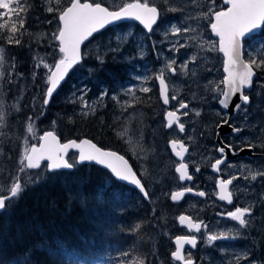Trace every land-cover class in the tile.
Here are the masks:
<instances>
[{
  "label": "rangeland",
  "instance_id": "374dc122",
  "mask_svg": "<svg viewBox=\"0 0 264 264\" xmlns=\"http://www.w3.org/2000/svg\"><path fill=\"white\" fill-rule=\"evenodd\" d=\"M28 1L18 0L21 7ZM42 1L44 4L41 12L30 17V21L26 11L20 12L25 21L24 26L32 27L33 22L29 25L26 22L33 20L36 24L34 30L19 27L24 29L20 33L24 39L20 47L6 45L10 34L14 35L11 32L12 25L19 26V20L14 14L5 13L0 17V25H3L0 27V48L4 50L3 65L0 66V72L3 73L0 76V109L4 112V119L0 121V194L8 195L16 178L20 179L23 190L48 180L47 164L34 171L26 168L24 172L20 171L23 166L21 161L26 164L25 149L38 143L44 131L55 130L64 139L81 138L77 132L91 131L93 122L99 123L102 129L107 127V130L113 132L117 146L128 147L133 152L131 160H137V167L148 185L149 200H152L150 206L155 211L152 217L156 218L158 225V235L153 243L154 252L161 264H178L170 255L175 250L173 239L177 235H190L189 230L178 222V217L183 213L190 214L196 221H203V224L206 222L207 226L201 229L199 235L192 233L199 238L198 248H188L186 259L192 258L196 264H252L253 261L264 264V175H261L264 173V158H252V165L231 162L224 169L229 178L238 177L235 180L237 191L245 194L241 199L245 202L244 207L252 209V214L245 216L248 222L246 226L241 227L228 217L227 213L235 208L229 209L222 205L216 199L217 188L209 186L211 180L216 181L210 170L218 146H212L211 142L219 132L217 125L227 118V113L219 107L218 99H213L218 95L213 90L217 86L221 89L225 87L221 83L225 73L224 56L218 51L219 39L210 28L214 20L212 13L227 8L224 0H147L161 11L160 22L154 30L149 33L136 23L128 22L125 26H115L98 34L85 46L83 62L70 75L65 90L46 107L43 99L47 75L50 73L43 65H52L54 60L61 58L60 54L52 56L54 49L58 53L59 48V42L53 40V34H58L61 27L59 16L71 0ZM88 1L115 9L134 0ZM12 6L16 7V4ZM171 25L180 27L181 32L173 35ZM186 27L189 28L188 32L183 31ZM1 39L6 43H2ZM255 39L264 41V32L259 33ZM182 44L184 47H181ZM172 45H175V50L170 52L168 49ZM256 47L251 40L245 45V59L249 61L255 58L259 64L264 60V52L257 51ZM13 51L22 56L19 58V67L24 71L16 72L14 85H11V81L5 82V79L12 66L10 52ZM108 58L113 62H107ZM172 60L176 61L173 64L176 75H170L166 68ZM186 61L187 67L183 68ZM109 63L116 67L106 66ZM161 69H164L171 99L176 96L173 104L179 106V102L183 101L189 105L187 116L183 115L185 110L182 111L180 123L185 125L182 133L177 127H166L167 110L163 106L160 107V117L151 114L159 111V107L153 101L155 96L151 92L152 85L143 78L150 77V70L160 74ZM254 69L258 78L254 79L251 92L246 93L251 96L252 105L243 108L244 112L234 124L244 127V134L238 139L252 142L254 147L261 150L259 153H264V87H261L264 85V64ZM117 72H121L122 76ZM155 84L157 86V81ZM129 86L134 87V94L127 92ZM142 87H149L151 91L143 93L140 91ZM82 88L89 90L83 100L80 99ZM102 91L108 95L101 100ZM113 95L116 99H113ZM156 97L159 99V96ZM85 101L87 107L84 106ZM29 127L32 128L31 132L28 131ZM90 133L93 135L91 137L95 136L107 147L113 142L96 134L94 130ZM172 138L184 140L191 146L187 161L199 184L202 176L206 179L205 186H202L210 195L208 200L190 197L180 204L171 201V193L181 190L180 185L184 184L175 172L179 162L169 148ZM70 160L76 164V156ZM196 168L200 171L197 172ZM253 173L257 174L255 181L251 179ZM241 175L245 179H239ZM111 183V178H108L106 184ZM251 185L252 205L247 203L249 194L245 192ZM208 212L210 214L206 217ZM221 232H228L233 238L219 239L209 245V233L219 235ZM255 250L260 253L258 257L262 261L255 257ZM69 261L75 264L73 259ZM78 263L85 264L83 260L76 261ZM91 264L112 263L104 255Z\"/></svg>",
  "mask_w": 264,
  "mask_h": 264
},
{
  "label": "snow or ice",
  "instance_id": "6c2138e0",
  "mask_svg": "<svg viewBox=\"0 0 264 264\" xmlns=\"http://www.w3.org/2000/svg\"><path fill=\"white\" fill-rule=\"evenodd\" d=\"M14 3L16 7L12 6ZM224 5H229L227 10L215 11L212 13L214 20L210 24L211 32L214 36L219 38L218 51L224 56L223 70L226 73L224 79L221 81L225 87L221 89L217 86L213 91L218 95L214 96L213 99H218L219 106L226 110L230 107L232 99L238 94L239 102L231 105V107L234 113H240L242 109L250 103V97L244 94V90L246 88L250 89L252 86L253 78L256 75L254 68H259L261 64H264V60H261L258 64L255 58L249 61L242 59L243 42L245 40L253 41L257 46L256 50L264 52V41L255 39L258 33L264 29V0H224ZM17 8H20L19 12ZM23 11L24 9L20 6L18 0H0V17H3L5 13L14 14L16 19L19 20L20 28H23L25 23L24 19L20 16V12ZM49 11H51V9H49ZM159 18L160 12L157 6L150 5L147 0H145L144 3H141L140 0L126 3L119 11H109V9L102 6L101 3H81L80 0H71L70 7L66 8L59 16V22L62 26L58 29V34H53V40L59 42V48L58 53L54 49L52 56L55 57L57 54H60L61 58L54 60L52 65H43L50 73L47 75V88L43 99V105L46 107L50 103L55 91L64 81L69 71L72 70L74 66L79 65L84 59L81 53V45L90 37H93L95 33L110 24L122 20L138 21L149 33H151L154 26L158 24ZM0 27H3V25H0ZM17 31L16 25L13 24L11 32L16 33ZM183 31L188 32L189 28L186 27ZM171 32L173 35L179 34L181 28L171 25ZM8 43L19 45L21 41L19 39H13V37L10 36L8 38ZM181 47H184V45L182 44ZM174 50L175 45H172L168 49L170 52ZM3 51L4 50L0 48V66L3 65ZM249 54H252L251 49L249 50ZM193 60H195V57H193ZM102 62L103 61H101V63ZM175 63L176 61L172 60L166 65L170 75H176V68L173 67ZM182 67H187V61ZM0 76H3L2 72H0ZM137 79L140 80L141 78L137 77ZM148 79H151V77L146 76L143 78V80ZM155 79L159 83V91L163 103L168 105V86L165 82L164 69L160 70V74L156 76ZM143 80H141V82H143ZM261 87H264V85ZM87 91L89 90L86 88L80 90L81 100H83ZM140 91L149 93L151 89L149 87H142ZM127 92L134 94V87L129 86ZM107 95L108 93L106 91H102L100 99L102 100ZM113 99H116L115 95H113ZM172 100L175 101L176 96H172ZM84 106L87 107L86 101ZM188 107L189 105L187 103L180 101L179 107L175 111L166 112V127L172 128L173 125L176 124L179 132H184L185 125L179 123L180 117L177 113L181 110H185L183 115L187 116ZM196 114L199 115V112ZM3 119L4 112L0 109V121H3ZM225 124H229L228 119L222 120L221 124L217 125V127H222ZM230 127L233 134H239L244 131L243 126L235 127L230 125ZM28 131L31 132L32 128L29 127ZM39 140V147L34 143L31 145L30 149H25L24 160H26L27 163L24 164L23 160L21 161L23 165L20 169L21 172H24L25 168L39 169L42 162L45 161L47 162L48 171L72 169L74 164L70 163L68 159H66V156L70 149H76L78 152V160L76 162H97L104 165L116 179L131 183L139 189L145 198H148L149 194L145 190L141 179L137 177V174L133 171L132 166L124 156L97 147L90 139H81L79 142L73 139L66 143H60L59 138L52 131L45 132L43 136L39 137ZM25 143H27V141H25ZM244 143L247 144L249 150L254 147V145L247 140H245ZM170 145L175 156L182 160L185 152H187L185 145L178 140L170 141ZM177 146H179V150H177ZM226 147L233 155L236 154V150L232 148L231 144L226 145ZM217 151L221 154V158L216 159L215 162L211 164V169L219 174L220 166L227 163V154L225 153V147H220ZM239 151H244V149L240 148ZM196 171L199 172L200 169L196 168ZM175 172L178 174V179L181 182L191 181L193 179L188 172V165L183 162L176 165ZM261 175H264V173H261ZM236 179H238L237 176H232L229 179H218L216 181V187L219 189L217 192L219 200L226 201L229 204L232 203L233 193L229 191V185H232ZM251 179L255 181L257 179V174H251ZM22 191L23 185L20 179L16 178L8 190V195L0 194V211L5 210L7 206L6 202L12 201L13 198L18 197ZM187 193H193L200 197L206 196L204 191L194 193L193 189L189 187L179 191H173L170 199L172 202H179ZM251 214L252 209L249 207H236L234 211L227 213L228 217L238 222L241 227L247 225L248 222L245 216ZM178 221L180 226H186L189 231H194L196 233H199L202 228L207 227L202 221L195 222L192 220L191 216L183 214L178 217ZM232 238L233 237L230 236L228 232H221L219 235L209 233L207 242L209 245H212L213 242L219 239ZM197 243L196 235L176 236V249L171 252V258L173 261L182 262V264H196L195 260L192 258L185 259L183 249L185 245H189L194 249ZM123 255L127 256L128 253H123ZM246 258L247 256H245V259ZM121 264H123V261H121ZM138 264H144V261L140 260ZM252 264H257V262L253 261Z\"/></svg>",
  "mask_w": 264,
  "mask_h": 264
},
{
  "label": "trees",
  "instance_id": "16d2710c",
  "mask_svg": "<svg viewBox=\"0 0 264 264\" xmlns=\"http://www.w3.org/2000/svg\"><path fill=\"white\" fill-rule=\"evenodd\" d=\"M43 4L42 0L23 4L29 21L41 12ZM32 22V27L24 28L34 30V20L26 24ZM16 27L18 31L10 36L21 43L11 45L20 47L24 29ZM249 41L245 40V45ZM6 45L10 46L8 41ZM20 57L19 52H10L12 66L5 82L10 80L11 85L16 72L24 71L19 67ZM107 62L111 60L108 58ZM111 63L106 66L115 68ZM94 123L91 131L77 132L78 136L91 137L94 130L111 142L116 140L107 127L102 129ZM92 138L107 147L95 136ZM47 174L48 180L24 189L0 212V264H72L69 259L75 264L79 260L91 264L104 255L112 264H138L140 260L144 264H161L154 252L158 225L152 217L155 211L151 209V199L146 200L136 189L117 181L97 165L76 164L72 170ZM108 178L112 180L110 185L106 184ZM259 254L255 250V257L261 260Z\"/></svg>",
  "mask_w": 264,
  "mask_h": 264
},
{
  "label": "flooded vegetation",
  "instance_id": "af4514ba",
  "mask_svg": "<svg viewBox=\"0 0 264 264\" xmlns=\"http://www.w3.org/2000/svg\"><path fill=\"white\" fill-rule=\"evenodd\" d=\"M122 26H125L124 24L122 25ZM117 74H119V76H122V73L121 72H117ZM149 75H150V77H151V81L150 80H148L147 81V83H149V84H151L152 85V93L154 94V96H155V99L153 100V101H155L156 103H157V105L159 106V111L157 110V111H154V112H151V114H153V113H155V117H160V106L162 105L161 103H162V101H161V98H160V92H159V89H158V85L156 86V84H155V81H157L156 79H155V77L156 76H158L159 74L158 73H155L153 70H150V73H149ZM164 76H165V74H164ZM123 78H125V76H123ZM165 79H166V81H167V78H166V76H165ZM67 85V82L64 84V87L62 88V90L61 91H63V90H65V88L67 87L66 86ZM156 92V93H155ZM156 96H159V99H157V97ZM251 105H252V101H251V103H250ZM163 106V105H162ZM170 107L173 109V110H176L179 106H175L174 104H173V100L170 98ZM132 108H135V107H132ZM166 107H164V110H167V109H165ZM244 112V109H242V111L240 112V113H238L235 117H233V119H232V121H231V125L232 126H235V127H240V125L241 124H234V122H235V120H237L239 117H240V115H242L241 113H243ZM181 114H180V119L182 118V112H180ZM227 119V118H226ZM221 124V123H220ZM153 126H154V124H153ZM174 127H177L175 124L173 125V127L172 128H168V129H173ZM178 128V127H177ZM217 131H218V127H217ZM244 134V131H242L241 133H239V134H237V135H234V134H229V135H227V136H223L222 137V140H223V142L226 144V145H228V144H231L232 145V148L233 149H235L236 150V154H240L241 152H242V155L240 156V157H237V158H234V159H229L228 161H227V163L226 164H222L221 166H220V173L219 174H217L216 172H214L212 169L210 170L212 173V175L216 178V181L218 180V179H229V177L228 176H226V173L224 172V169H225V167L227 166V165H229V163H231V162H239L240 164L241 163H249V164H251L252 165V158H258V157H252V148H251V150H249V148L247 147V144L246 143H244V142H242L240 139H238V138H240L241 137V135H243ZM215 136H216V138H215ZM215 136H214V139H212V142H211V145L212 146H216V145H218V143L216 142V139H217V133L215 134ZM114 138H116L115 137V135H114ZM119 140H121L120 138H118ZM233 139H237V140H233ZM171 140H175L174 138H172ZM170 140V141H171ZM179 140H181V139H179ZM184 141V140H183ZM185 142V141H184ZM186 143V142H185ZM252 143V142H251ZM115 144V145H114ZM187 144V143H186ZM110 146H108L109 148H113V149H115V150H117V151H119V152H121L124 156H126L130 161H131V163H132V165H133V167H134V169H135V171L138 173V175L141 177V179L143 180V178H142V176H143V174H142V172H141V170L137 167V163H136V159H134V160H131V154L133 153L128 147H121V146H117L116 145V143H112V144H109ZM112 145V146H111ZM105 147V146H104ZM220 146L218 145L217 146V148H216V152H217V154H216V157H215V160L216 159H220L221 158V154L217 151V149L219 148ZM169 148H170V145H169ZM240 148H243L244 149V151H239V149ZM255 148V151L256 152H258V149L256 148V147H254ZM170 150H171V148H170ZM172 151V150H171ZM190 152H191V146H190ZM190 152H189V154H190ZM173 153V152H172ZM259 153V152H258ZM189 154H188V156H189ZM259 154H264V153H259ZM173 155H174V153H173ZM174 157H175V155H174ZM176 158V157H175ZM259 158H264V157H261V156H259ZM177 159V158H176ZM188 159V158H187ZM215 162V161H214ZM213 162V163H214ZM190 167V166H189ZM138 168V169H137ZM190 170H191V173H192V175H193V180L192 181H188V182H183L184 184L182 185H180V189L182 188H192V189H195V190H197V191H204L205 193H206V196H204V197H200V196H198V195H192V194H190V195H188V196H186L185 198H184V200L183 201H181V202H179V203H175V204H180V203H184L188 198H190V197H192V198H196V199H198V198H202L203 200H208V198L210 197V195L208 194V192L207 191H205V190H203V186H205V184H204V181L206 180L203 176V178L201 177V181H199L201 184H199L198 182H197V180H196V175L192 172V169H191V167H190ZM239 179H245V176H240L239 177ZM216 181L214 182L213 180H211L210 181V187L211 186H215L216 187ZM143 182H144V180H143ZM145 183V182H144ZM236 184V181H234L233 182V184L232 185H229V189L231 190V192L233 193V200H232V203L231 204H228L227 202H225V201H221V200H219V198H218V196H217V194H216V196H217V200L223 205H226L229 209H232V208H236V207H244V205H245V202H243L241 199H242V197L245 195V194H243L242 192L240 193V192H238L237 191V186L235 185ZM146 185V184H145ZM203 185V186H202ZM147 187H148V185H147ZM217 188V187H216ZM246 191H248V194H249V197H247V199H248V202L247 203H249V204H251L252 205V185L250 186V187H248L246 190H245V192ZM250 191V192H249ZM148 192L150 193V191L148 190ZM217 192H218V188H217ZM139 195L140 196H142L141 195V193L139 192ZM138 195V196H139ZM174 203V202H173ZM209 214H210V212H208L207 213V215H206V217H208L209 216ZM188 215H190V214H188ZM205 217V218H206ZM207 220H208V218H206ZM209 221V220H208ZM206 223V222H205ZM205 223H204V225H205ZM204 229V228H203ZM202 231V230H201ZM201 231L199 232V233H197V235H199L200 233H201ZM190 232V234H192L193 233V231H189Z\"/></svg>",
  "mask_w": 264,
  "mask_h": 264
},
{
  "label": "water",
  "instance_id": "95a60500",
  "mask_svg": "<svg viewBox=\"0 0 264 264\" xmlns=\"http://www.w3.org/2000/svg\"><path fill=\"white\" fill-rule=\"evenodd\" d=\"M80 2L81 3H85V2H88V3H92L91 1H88V0H85V1H82V0H80ZM132 2H134V1H132ZM132 2H129V3H132ZM141 3H144V2H142V1H140ZM150 4V3H149ZM70 5H71V3L66 7V8H68V7H70ZM150 5H154V4H150ZM102 6H104V7H107L108 9H109V11H119V9L121 8V7H123V6H121V7H119V8H115V9H111L110 7H108L107 5H104V4H102ZM156 6V5H155ZM227 7L229 6V5H226ZM65 8V9H66ZM157 8H158V10H159V12H160V15H161V11H160V9H159V7L157 6ZM64 9V10H65ZM224 10H227V8H225ZM123 22H136V23H138L140 26H142L143 27V25H141L138 21H135V20H122V21H119V22H117V23H114V24H110V25H108V26H106L104 29H102V30H100L99 32H97V33H95L94 35H93V37H95L97 34H99L100 32H102L103 30H105V29H107V28H109V27H111V26H114V25H117V24H120V23H123ZM60 25H61V23H60ZM62 26V25H61ZM156 26V25H155ZM154 26V27H155ZM144 28V27H143ZM145 29V28H144ZM214 35V34H213ZM93 37H90L87 41H85L82 45H81V53H82V55H83V48H84V46L93 38ZM216 37V36H215ZM218 38V37H217ZM219 39V38H218ZM244 42H243V49H242V59L243 60H245V61H247L246 59H245V56H244ZM222 54V53H221ZM223 55V54H222ZM82 62V61H81ZM75 67L76 66H74V68L72 69V70H70L69 71V73L67 74V76H66V78L64 79V81L60 84V86L58 87V89L55 91V93L57 92V91H59L60 90V88L62 87V85L64 84V82L67 80V77H68V75L70 74V72H72L74 69H75ZM254 71H255V69H254ZM256 72V71H255ZM225 73V72H224ZM225 75H226V73H225ZM255 77H256V75L254 76V78H253V83H254V79H255ZM165 82H166V84H167V86H168V82L165 80ZM253 83H252V86H253ZM159 84V83H158ZM252 86H251V88H252ZM250 88V89H251ZM250 89H245V90H250ZM245 90H244V92H245ZM169 86H168V96H169ZM54 93V94H55ZM237 102H239V95L237 94V96L236 97H234L233 99H232V101L230 102V107L228 108V109H222L220 106V108L224 111V112H226L227 114L229 113L230 115L231 114H233L234 112L232 111V107H231V105H234L235 103H237ZM250 104V103H249ZM249 104L248 105H246V106H249ZM170 105V103L168 104V105H166V106H169ZM168 111H174V110H168ZM167 111V112H168ZM177 115L179 116V112L177 113ZM180 123V122H179ZM225 125H229V124H225ZM220 129H221V127H220ZM48 131H52V132H54L55 134H56V136L59 138V141H60V143H66L67 141H69V140H73V139H75V140H77V142H79V140H81V139H90V140H92V142L93 143H95L96 145H97V147H100V148H102V149H104V150H106V151H113V152H116V153H118L119 155H122V156H124L123 154H121L120 152H118V151H116V150H112V149H108V148H106V147H104V146H101V144H99L98 142H96L94 139H91V138H88V137H82L81 139H77V138H69V139H66V140H62V138H61V136L55 131V130H52V129H49V130H46V131H44L43 132V134L45 133V132H48ZM230 131H232V129L231 128H229L228 130H226V131H220V132H218L219 134H218V141L220 142V144H219V146L220 147H225V153L227 154V161L229 160V159H231L232 158V152L226 147V144L225 143H223L222 141H220L221 139H220V134L221 133H224V134H226V133H228V132H230ZM43 134L41 135V136H43ZM172 141V140H171ZM182 142V141H181ZM39 143H40V140H39V142L38 143H35L36 145H37V147H39ZM184 145H185V147L187 148V152H185V154H184V157H183V159L181 160V158H178V157H176L177 158V160L179 161V163H181V162H183V163H185V164H187L188 165V163L185 161V159H186V156H187V154H188V152H189V146L188 145H186L184 142H182ZM169 145H170V142H169ZM170 147H171V145H170ZM219 147V148H220ZM31 148V147H30ZM172 149V148H171ZM177 150H179V146H177ZM252 150H253V148H252ZM173 152V151H172ZM72 153H76V158H77V160H78V152H77V150L76 149H70L69 151H68V154H67V156H66V159H68V161L70 162V160H69V157H70V155L72 154ZM174 153V152H173ZM175 155V154H174ZM125 157V159L126 160H128V162H129V164L132 166V169H133V171L137 174V172L135 171V169H134V167H133V165H132V163L130 162V160L126 157V156H124ZM26 163H27V161H26ZM45 163H47L46 161L45 162H42V164H41V167L45 164ZM71 163V162H70ZM79 164H92V165H97V166H99V167H102V168H104V169H106L108 172H110V170L109 169H107L106 168V166H104V165H101V164H99V163H97V162H83V163H79ZM40 167V168H41ZM39 168V169H40ZM74 168V167H73ZM72 168V169H73ZM72 169H59V170H54V171H61V170H72ZM30 170H37V169H30ZM188 172H189V174L193 177V175H192V173H191V171H190V168H189V165H188ZM111 173V172H110ZM112 174V173H111ZM113 175V174H112ZM113 177H114V175H113ZM137 177L139 178V179H141V177L137 174ZM115 178V177H114ZM194 178V177H193ZM116 179V178H115ZM116 180H118V179H116ZM193 180V179H192ZM191 180V181H192ZM118 181H120V182H123V183H126L127 185H129V186H131V187H133V188H135L136 190H138L139 191V189L136 187V186H134V185H132L131 183H129V182H125V181H122V180H118ZM141 182H142V184L144 185V187H145V190L148 192V190H147V188H146V185L144 184V182H143V180L141 179ZM183 182H188V181H183ZM182 190V189H181ZM179 191V190H178ZM193 191H194V193H198V192H200V191H196L195 189H193ZM218 191H219V189H218ZM229 191H231L230 189H229ZM140 192V191H139ZM141 193V192H140ZM142 194V193H141ZM189 194H192V195H195V194H193V193H187L179 202H181V201H183L184 200V198L187 196V195H189ZM148 198H149V196H148ZM148 198H146V199H148ZM179 202H174V203H179ZM226 202V201H225ZM229 204V203H228ZM1 212V211H0ZM183 215H186V216H191V215H188V214H186V213H183ZM192 217V216H191ZM192 220L193 221H195V222H200V221H196L193 217H192ZM179 222V221H178ZM203 222V221H202ZM182 227H185V228H187L186 226H182ZM188 229V228H187ZM194 232V231H193ZM193 235V234H192ZM177 236H188V235H177ZM197 241H199V239H198V237H197ZM173 243H174V245H175V249H176V244H175V238L173 239ZM192 249L191 248V246H189V245H185L184 246V249H183V255L185 256V252H186V250L187 249ZM198 248V243H197V246H196V248H194V249H192V250H196ZM175 251V250H174ZM185 259H186V257H185ZM176 262H178L179 264H182V262H179V261H176Z\"/></svg>",
  "mask_w": 264,
  "mask_h": 264
},
{
  "label": "bare ground",
  "instance_id": "6f19581e",
  "mask_svg": "<svg viewBox=\"0 0 264 264\" xmlns=\"http://www.w3.org/2000/svg\"><path fill=\"white\" fill-rule=\"evenodd\" d=\"M160 18H161V15H160ZM160 18H159V21H158V24H159V22H160ZM125 25V24H124ZM243 51H245V41H244V50ZM244 56H245V53H244ZM112 61V60H111ZM122 61V60H121ZM113 62V61H112ZM123 62V61H122ZM116 67V66H115ZM136 67V66H135ZM256 71V70H255ZM131 75V74H130ZM258 78V73H257V71H256V77H255V80ZM166 80V79H165ZM148 81V80H147ZM151 81V80H150ZM168 82V81H167ZM67 83H68V81H67ZM254 84V83H253ZM64 87V85L60 88V90L59 91H57L54 95H53V97L51 98V101H50V104L52 103V101L54 100V98L61 92V90H62V88ZM252 88H253V86H252ZM252 88L250 89V90H245V92H244V94L245 95H248L249 97H250V103H251V101H252V98H251V96L249 95V94H246V93H248V92H251V90H252ZM120 90V89H119ZM156 93V92H155ZM49 105V104H48ZM47 105V106H48ZM65 106V105H64ZM249 106H251V104H249ZM159 107V106H158ZM163 107H165V106H163ZM48 113V112H47ZM238 113H233V114H227V119L229 120V125H223L222 127H221V129H220V127H218V131L220 132L221 130L222 131H226V130H228L229 128H231L230 127V125H231V121H232V119H233V117H235L236 115H237ZM233 134V132L232 131H230V132H228V133H226V134H224V133H221L220 134V141H222L223 142V140H222V137L223 136H227V135H229V134ZM218 134L219 133H217V139H216V142L218 143V145L220 144V142L218 141ZM234 135H237V134H234ZM224 143V142H223ZM171 148V147H170ZM172 150V149H171ZM264 152V151H263ZM4 153V152H3ZM242 155V152L240 153V154H235V155H233L232 154V158L231 159H234V158H237V157H240ZM137 156V155H136ZM259 156H261V157H264V154H259L258 152H256L255 151V148L253 147V150H252V157H259ZM77 161V158H76V160H75V163L76 164H78V165H82V164H79L78 162H76ZM70 162H71V160H70ZM75 164V165H76ZM75 165H74V167H75ZM50 174H54L55 172H57V171H48ZM110 173V172H109ZM111 174V173H110ZM138 174V173H137ZM111 176L113 177V175L111 174ZM114 178V177H113ZM115 179V178H114ZM118 181V180H117ZM120 182V181H119ZM121 183H123V182H121ZM123 184H126V183H123ZM127 185V184H126ZM129 186V185H128ZM131 187V186H130ZM133 188V187H132ZM137 191V190H136ZM138 192V191H137ZM139 193V192H138ZM142 195V194H141ZM143 196V195H142ZM144 197V196H143ZM145 198V197H144ZM146 199V198H145ZM146 200H149V198L148 199H146ZM155 203V202H154ZM158 234V233H157ZM154 242V241H153ZM197 250V249H196Z\"/></svg>",
  "mask_w": 264,
  "mask_h": 264
}]
</instances>
